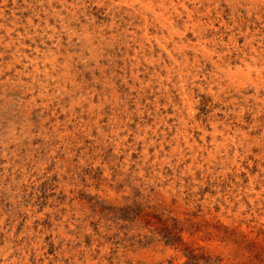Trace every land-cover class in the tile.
I'll use <instances>...</instances> for the list:
<instances>
[{"label":"rangeland","instance_id":"rangeland-1","mask_svg":"<svg viewBox=\"0 0 264 264\" xmlns=\"http://www.w3.org/2000/svg\"><path fill=\"white\" fill-rule=\"evenodd\" d=\"M0 10V264H264V0Z\"/></svg>","mask_w":264,"mask_h":264},{"label":"bare ground","instance_id":"bare-ground-1","mask_svg":"<svg viewBox=\"0 0 264 264\" xmlns=\"http://www.w3.org/2000/svg\"><path fill=\"white\" fill-rule=\"evenodd\" d=\"M171 1V0H170ZM169 2V1H168ZM56 3V2H55ZM123 3V2H122ZM58 4V3H57ZM61 5V4H60ZM122 5V4H121ZM69 6V5H68ZM16 7V6H15ZM67 7V6H66ZM124 7H125V5H124ZM130 7H131V5H130ZM169 7V6H168ZM259 8V7H258ZM65 9V8H64ZM128 9V8H127ZM260 9V8H259ZM261 10V9H260ZM1 11V10H0ZM4 11V10H3ZM253 12H255L256 13V11H253ZM8 14H9V12H8ZM61 14V13H60ZM257 15H259V14H257ZM8 16V15H7ZM129 16H131V15H129ZM258 17V16H257ZM2 19V18H1ZM16 19V18H15ZM133 19V18H132ZM135 20V19H134ZM16 22V21H15ZM123 22V21H122ZM121 22V23H122ZM128 23V22H127ZM199 23V22H198ZM254 23H256V22H254ZM259 23V22H258ZM263 23V22H262ZM1 24V23H0ZM238 24V23H237ZM252 25V24H251ZM168 26V25H167ZM261 28H262V26H260ZM129 28V27H128ZM135 29V28H134ZM231 30V29H230ZM164 31V30H163ZM122 32V31H121ZM9 33V32H8ZM203 33V32H202ZM235 33V32H234ZM127 34V33H126ZM251 34V33H250ZM254 34V33H253ZM167 35V34H166ZM196 35V34H195ZM219 35V34H218ZM2 36V35H1ZM137 38V37H136ZM238 38V37H237ZM253 37H251V39H252ZM144 39V38H143ZM250 39V40H251ZM3 40V39H2ZM238 40V39H237ZM8 41V40H7ZM152 41V40H151ZM157 41V40H156ZM168 41V40H167ZM175 41V40H174ZM180 41V40H179ZM3 42V41H2ZM6 42V41H5ZM214 42V41H213ZM263 42V41H262ZM10 43V42H9ZM12 43V42H11ZM164 43V42H163ZM166 43V42H165ZM194 43V42H193ZM202 43V42H201ZM205 43V42H204ZM243 43V42H242ZM251 43H253V42H251ZM145 44V43H144ZM148 44V43H147ZM138 45V44H137ZM178 45V44H177ZM241 45V44H240ZM164 46V45H163ZM175 46H176V44H175ZM179 46V45H178ZM192 46H194V45H192ZM9 47V46H8ZM142 47V46H141ZM215 47V46H214ZM222 47V46H221ZM211 48V47H210ZM161 49V48H160ZM185 49V48H184ZM237 49V48H236ZM244 49V48H243ZM250 49V48H249ZM17 50V49H16ZM141 50V49H140ZM155 50H157V49H155ZM189 50V49H188ZM201 50V49H200ZM206 50V49H205ZM242 50V49H241ZM252 50V49H251ZM177 51V50H176ZM199 51V50H198ZM197 51V52H198ZM216 51V50H215ZM248 51V50H247ZM250 51V50H249ZM260 51V50H259ZM137 52V51H136ZM196 52V53H197ZM139 53V52H138ZM145 53V52H144ZM3 54V53H2ZM10 54V53H9ZM51 54V53H50ZM261 54V53H260ZM137 55V54H136ZM158 55V54H157ZM162 55V54H161ZM194 55V54H193ZM167 56V55H166ZM16 57V56H15ZM43 57V56H42ZM58 57V56H57ZM145 57H146V55H145ZM262 57V56H261ZM13 58V57H12ZM18 58V57H17ZM61 58V57H60ZM65 58H66V56H65ZM158 58V57H157ZM197 58V57H196ZM258 58V57H257ZM11 59V58H10ZM22 59V58H21ZM26 59V58H25ZM148 59V58H147ZM263 59V58H262ZM12 60V59H11ZM17 60V59H16ZM15 60V61H16ZM54 60V59H53ZM68 60V59H67ZM172 60V59H171ZM48 61H49V59H48ZM52 61V60H51ZM257 61V60H256ZM14 62V61H13ZM151 62V61H150ZM161 62V61H160ZM159 62V63H160ZM193 62V61H192ZM253 62V61H252ZM262 62V61H261ZM17 63V62H16ZM48 63V62H47ZM147 63V62H146ZM188 63V62H187ZM191 63V62H190ZM5 64V63H4ZM46 64V63H45ZM53 64V63H52ZM57 64V63H56ZM144 64V63H143ZM198 64V63H197ZM12 65V64H11ZM34 65V64H33ZM145 65V64H144ZM151 65V64H150ZM200 65V64H199ZM253 65H254V63H253ZM62 66V65H61ZM201 66V65H200ZM209 66V65H208ZM7 67V66H6ZM27 67V66H26ZM46 67V66H45ZM49 67V66H48ZM53 67V66H52ZM139 67H140V65H139ZM154 67H155V65H154ZM249 67V66H248ZM247 67V68H248ZM253 67V66H252ZM5 68V67H4ZM62 68V67H61ZM65 68V67H64ZM8 69V68H7ZM14 69V68H13ZM132 69V68H131ZM140 69V68H139ZM143 69V68H142ZM218 69H220V68H218ZM244 69V68H243ZM68 70V69H67ZM149 70V69H148ZM161 70V69H160ZM223 70H224V68H223ZM237 70H239V71H241V68L239 69H237ZM15 71V70H14ZM23 71V70H22ZM32 71V70H31ZM35 71V70H34ZM218 71V70H217ZM252 71V70H251ZM255 71H257L258 72V69L257 70H255ZM11 72V71H10ZM206 72V71H205ZM224 72H226V71H224ZM238 72V71H237ZM249 72V71H248ZM9 73V72H8ZM19 73V72H18ZM29 73V72H28ZM132 73H134V72H132ZM234 73V72H233ZM246 73V72H245ZM20 74V73H19ZM64 74V73H63ZM213 74V73H212ZM215 74V73H214ZM213 74V75H214ZM41 75V74H40ZM65 75V74H64ZM67 75H68V73H67ZM146 75V74H145ZM229 75V74H228ZM227 75V76H228ZM235 75V74H234ZM237 75V74H236ZM17 76V75H16ZM43 76V75H42ZM61 76V75H60ZM211 76V75H210ZM218 76V75H217ZM258 76V75H257ZM256 76V77H257ZM35 77V76H34ZM37 77V76H36ZM48 77V76H47ZM54 77V76H53ZM68 77V76H67ZM72 75H71V79H72ZM216 77V76H215ZM224 77V76H223ZM20 78V77H19ZM132 78H133V76H132ZM38 79V78H37ZM158 79V78H157ZM181 79V78H180ZM196 79V78H195ZM5 80V79H4ZM14 80V79H13ZM16 80V79H15ZM34 80V79H33ZM139 80V79H138ZM153 80V79H152ZM171 80V79H170ZM175 80V79H174ZM3 81V80H2ZM1 81V82H2ZM55 81V80H54ZM67 81V80H66ZM217 81V80H216ZM245 81V80H244ZM10 82V81H9ZM32 82V81H31ZM61 82H63V81H61ZM68 82V81H67ZM70 82V81H69ZM159 82V81H158ZM166 82H168L167 80H166ZM11 84H12V82H10ZM142 83V82H141ZM44 84V83H43ZM140 84V83H139ZM174 84V83H173ZM198 84V83H197ZM33 85V84H32ZM36 85V84H35ZM61 85H64V83L62 84L61 83ZM179 85H181V84H179ZM190 85V84H189ZM196 85V84H195ZM14 86V85H13ZM24 86V85H23ZM159 86V85H158ZM164 86V85H163ZM173 86V85H172ZM207 87H208V85H206ZM230 86V85H229ZM3 87V86H2ZM26 87V86H25ZM28 87H30V86H28ZM41 87V86H40ZM56 87V86H55ZM65 87V86H64ZM211 87V86H210ZM11 88V87H10ZM48 88V87H47ZM65 89V88H64ZM165 89V88H164ZM13 90V89H12ZM40 90V89H39ZM153 90V89H152ZM222 89H219L218 90V92H220ZM18 91H19V89H18ZM22 91H24V90H22ZM29 91V90H28ZM66 91V90H65ZM187 91V90H186ZM208 91V90H207ZM231 91V90H230ZM241 91V90H240ZM206 92V91H205ZM30 93V92H29ZM177 93H179V92H177ZM181 93V92H180ZM221 93V92H220ZM20 94V93H19ZM22 94V93H21ZM170 94V93H169ZM196 94V93H195ZM219 94V93H218ZM235 94V93H234ZM155 95V94H154ZM221 95V94H220ZM231 95H233V94H231ZM168 96H171V95H168ZM33 97V96H32ZM184 97V96H183ZM186 97V96H185ZM206 97V96H205ZM242 97V96H241ZM43 98V97H42ZM117 98V97H116ZM249 98V97H248ZM169 100V99H168ZM201 100V99H200ZM190 101V100H189ZM228 101V100H227ZM171 102V101H170ZM240 102V101H239ZM118 103V102H117ZM155 103V102H154ZM190 103V102H189ZM158 104V103H157ZM227 104V103H226ZM229 104V103H228ZM241 104V103H240ZM156 105V104H155ZM163 105V104H162ZM195 105V104H194ZM197 105V104H196ZM147 106V105H146ZM232 106V105H231ZM137 107V106H136ZM153 107V106H152ZM179 107V106H178ZM201 107V106H200ZM213 107V106H212ZM218 107V106H217ZM219 107H221V106H219ZM223 107V106H222ZM237 108V107H236ZM200 109V108H199ZM176 110V109H175ZM179 110V109H178ZM197 111V110H196ZM195 111V112H196ZM154 112V111H153ZM148 113V112H147ZM202 113V112H201ZM159 114V113H158ZM196 114V113H195ZM206 114V113H205ZM219 114V113H218ZM227 114V113H226ZM243 114V113H242ZM228 115V114H227ZM254 115V114H253ZM252 115V116H253ZM191 116V115H190ZM119 117V116H118ZM186 117V116H185ZM233 117V116H232ZM254 117V116H253ZM255 117H257V116H255ZM26 118V117H25ZM144 118V117H143ZM230 118V117H229ZM118 119V118H117ZM232 119V118H231ZM115 120V119H114ZM121 120V119H120ZM119 120V121H120ZM141 120V119H140ZM164 120H165V118H164ZM189 120V119H188ZM116 122H118V121H116ZM186 122V121H185ZM234 122V121H233ZM152 123V122H151ZM240 124V123H239ZM29 125V124H28ZM44 125V124H43ZM118 125V124H117ZM199 126V125H198ZM230 126V125H229ZM31 127V126H30ZM156 127H157V125H156ZM155 127V128H156ZM222 127V126H221ZM259 127V126H258ZM147 128V127H146ZM154 128V127H153ZM202 128V127H201ZM207 128V127H206ZM254 128H256V127H254ZM138 129V128H137ZM210 129V128H209ZM113 130V129H112ZM115 130V129H114ZM120 130H122V129H120ZM140 130V129H139ZM146 130V129H145ZM152 130V129H151ZM182 130V129H181ZM255 130V129H254ZM47 131V130H46ZM141 131V130H140ZM159 131V130H158ZM167 131V130H166ZM174 131V130H173ZM45 132V131H44ZM139 132V131H138ZM143 132V131H142ZM141 132V133H142ZM133 133V132H132ZM136 133V132H135ZM140 133V132H139ZM140 133V134H141ZM149 133H151V132H149ZM156 133H158V132H156ZM159 133H160V131H159ZM164 133V132H163ZM161 134V133H160ZM218 134V133H217ZM219 135V134H218ZM197 136V135H196ZM211 136V135H210ZM210 136H209V138H210ZM220 136V135H219ZM249 136V135H248ZM125 137V136H124ZM155 137V136H154ZM189 137V136H188ZM133 138H134V136H133ZM138 138V137H137ZM152 138V137H151ZM150 138V139H151ZM243 138V137H242ZM140 139V138H139ZM149 139V138H148ZM155 139V138H154ZM168 139V138H167ZM198 139H199V137H198ZM220 139V138H219ZM237 139V138H236ZM241 139V138H240ZM152 140V139H151ZM233 140V139H232ZM135 141V140H134ZM168 141V140H167ZM257 141V140H256ZM255 141V142H256ZM147 142V141H146ZM206 142H208V141H206ZM225 142V141H224ZM213 143V142H212ZM223 143V142H222ZM240 143V142H239ZM154 144V143H153ZM159 143L157 142V145H158ZM221 144V143H220ZM119 145V144H118ZM135 145V144H134ZM148 145V144H147ZM168 145V144H167ZM190 145V144H189ZM248 145V144H247ZM255 145V144H254ZM144 147V146H143ZM186 147H187V145H186ZM226 147H228V146H226ZM237 147H239V146H237ZM247 147V146H246ZM248 147H249V145H248ZM211 148V147H210ZM204 149V148H203ZM220 149V148H219ZM245 149V148H244ZM147 150H150V149H147ZM158 150H160V149H158ZM218 150V149H217ZM162 151V150H161ZM256 151V150H255ZM234 152V151H233ZM201 153V152H200ZM241 153V152H240ZM151 154V153H150ZM154 154V153H153ZM158 154H160V153H158ZM193 154V153H192ZM237 155V154H236ZM236 155H234V156H236ZM219 156V155H218ZM233 156V155H232ZM246 156V155H245ZM250 156V155H249ZM201 157V156H200ZM214 157V156H213ZM155 158V157H154ZM224 158V157H223ZM229 158V157H228ZM144 160V159H143ZM193 160V159H192ZM219 160V159H218ZM233 160V159H232ZM231 160V161H232ZM235 160V159H234ZM195 161V160H194ZM221 161V160H220ZM225 161H227V160H225ZM256 161V160H255ZM248 162V161H247ZM259 162V161H258ZM228 163H229V161H228ZM222 164V163H221ZM226 165V164H225ZM256 165V164H255ZM254 165V166H255ZM219 166V165H218ZM222 167V166H221ZM224 167V166H223ZM256 168V167H255ZM263 168V167H262ZM260 169V168H259ZM237 171V170H236ZM258 171V170H257ZM260 171H261V169H260ZM264 171V170H263ZM245 172V171H244ZM248 173V172H247ZM251 173H253V172H251ZM259 173V172H258ZM235 175V174H234ZM253 175V174H252ZM237 176V175H236ZM251 177V176H250ZM257 177V176H256ZM249 180V179H248ZM240 181V180H239ZM252 181V180H251ZM264 183V182H263ZM240 185V184H239ZM254 185V184H253ZM252 187V186H251ZM248 188V187H247ZM263 189V188H262ZM247 190V189H246ZM245 190V191H246ZM251 190V189H250ZM248 193H250V192H248ZM230 198V197H229ZM262 198V197H261ZM263 199V198H262ZM253 201V200H252ZM251 201V202H252ZM263 201V200H262ZM260 205V204H259ZM258 206V205H257ZM262 210V209H261ZM254 211V210H253ZM264 214V213H263ZM29 238V237H28ZM67 238V237H66ZM26 241V240H25ZM41 241V240H40ZM10 245V244H9ZM23 245V244H22ZM20 247V246H19ZM19 249V248H18ZM26 249V248H25ZM24 251V250H23ZM22 251V252H23ZM22 256V255H21ZM21 258V257H20ZM39 263V262H38ZM37 263V264H38ZM45 263V262H44ZM46 264V263H45Z\"/></svg>","mask_w":264,"mask_h":264}]
</instances>
